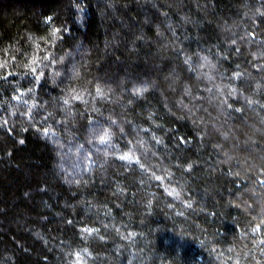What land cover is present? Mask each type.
Here are the masks:
<instances>
[{
  "label": "trees",
  "instance_id": "obj_1",
  "mask_svg": "<svg viewBox=\"0 0 264 264\" xmlns=\"http://www.w3.org/2000/svg\"><path fill=\"white\" fill-rule=\"evenodd\" d=\"M0 264H264V0H0Z\"/></svg>",
  "mask_w": 264,
  "mask_h": 264
},
{
  "label": "snow or ice",
  "instance_id": "obj_2",
  "mask_svg": "<svg viewBox=\"0 0 264 264\" xmlns=\"http://www.w3.org/2000/svg\"><path fill=\"white\" fill-rule=\"evenodd\" d=\"M49 19H51V18H49ZM58 31V30H57ZM35 62V61H34ZM98 92H99V90H98ZM76 99H80V97L79 96H77L76 97ZM65 103H67V101H65ZM44 134L45 135H47L48 134V129H45L44 130ZM107 140H108V133L107 132H105V134L102 136V137H100V141H101V143H105V142H107ZM21 143H23V141H21ZM122 159H130V157L129 156H124V157H122ZM157 179H161L160 177H157ZM170 194H172V193H170ZM256 230H258V229H255L254 231H256ZM87 231H92V230H87Z\"/></svg>",
  "mask_w": 264,
  "mask_h": 264
}]
</instances>
